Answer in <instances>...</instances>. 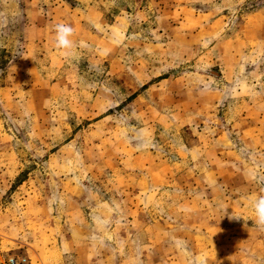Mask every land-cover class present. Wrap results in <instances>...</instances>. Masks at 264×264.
Segmentation results:
<instances>
[{"label": "rangeland", "instance_id": "374dc122", "mask_svg": "<svg viewBox=\"0 0 264 264\" xmlns=\"http://www.w3.org/2000/svg\"><path fill=\"white\" fill-rule=\"evenodd\" d=\"M261 195L264 0H0V264H264Z\"/></svg>", "mask_w": 264, "mask_h": 264}, {"label": "clouds", "instance_id": "9594fccd", "mask_svg": "<svg viewBox=\"0 0 264 264\" xmlns=\"http://www.w3.org/2000/svg\"><path fill=\"white\" fill-rule=\"evenodd\" d=\"M74 29L66 23H58L54 29V46L66 58H71L74 53L75 43L72 39ZM254 222L258 229L264 231V195L252 201Z\"/></svg>", "mask_w": 264, "mask_h": 264}, {"label": "built area", "instance_id": "2783aa9c", "mask_svg": "<svg viewBox=\"0 0 264 264\" xmlns=\"http://www.w3.org/2000/svg\"><path fill=\"white\" fill-rule=\"evenodd\" d=\"M27 260L25 258H15V257H12V258H9L7 260V264H26Z\"/></svg>", "mask_w": 264, "mask_h": 264}, {"label": "crops", "instance_id": "0c3cea01", "mask_svg": "<svg viewBox=\"0 0 264 264\" xmlns=\"http://www.w3.org/2000/svg\"><path fill=\"white\" fill-rule=\"evenodd\" d=\"M76 262H78V263H79L78 259L76 260ZM80 264H81V260H80Z\"/></svg>", "mask_w": 264, "mask_h": 264}]
</instances>
